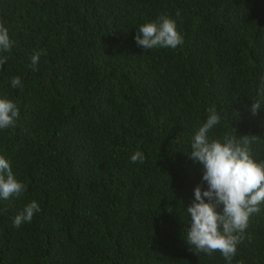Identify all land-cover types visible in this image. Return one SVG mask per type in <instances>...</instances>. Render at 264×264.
Segmentation results:
<instances>
[{
    "label": "trees",
    "instance_id": "trees-1",
    "mask_svg": "<svg viewBox=\"0 0 264 264\" xmlns=\"http://www.w3.org/2000/svg\"><path fill=\"white\" fill-rule=\"evenodd\" d=\"M162 14L183 43L138 46ZM0 22L13 42L0 96L20 109L0 155L26 186L0 197V264H228L185 240L203 176L185 153L215 106L208 138L253 135L264 161V0H0ZM32 200L40 211L15 227ZM259 207L231 264H264Z\"/></svg>",
    "mask_w": 264,
    "mask_h": 264
},
{
    "label": "clouds",
    "instance_id": "clouds-1",
    "mask_svg": "<svg viewBox=\"0 0 264 264\" xmlns=\"http://www.w3.org/2000/svg\"><path fill=\"white\" fill-rule=\"evenodd\" d=\"M135 40L145 50L176 48L183 43L176 21L166 14L140 25ZM12 43L8 28L0 22V67L8 59L2 54L11 51ZM41 54L38 51L31 57L34 70H38ZM11 85L13 88L21 87V78L13 77ZM260 93L264 95V88L260 89ZM261 106L260 100H254L252 113L256 114ZM208 112L206 122L192 139L190 152L185 153L202 166L203 176L194 189L193 201L186 208L190 220L184 238L190 250L197 255L200 252L212 255L219 251L231 264L242 238L239 234L245 231L250 216L259 212V205L264 203V161H256L251 154L253 135L251 139L249 135L237 139L235 135L226 133L222 138L210 140L208 133L220 123V115L215 106ZM19 114L20 109L14 100L0 96V129L14 126ZM131 161L143 163L144 156L137 151L131 156ZM205 183L207 187H204ZM25 190L26 186L14 174L9 160L0 155V197L19 198ZM219 205H223L222 211H217ZM39 211L40 204L32 200L16 215L14 226L19 228L23 223L30 222Z\"/></svg>",
    "mask_w": 264,
    "mask_h": 264
}]
</instances>
